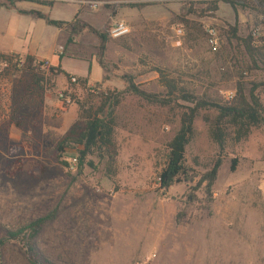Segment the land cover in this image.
Returning <instances> with one entry per match:
<instances>
[{
  "label": "rangeland",
  "instance_id": "obj_1",
  "mask_svg": "<svg viewBox=\"0 0 264 264\" xmlns=\"http://www.w3.org/2000/svg\"><path fill=\"white\" fill-rule=\"evenodd\" d=\"M200 1L0 0V44L8 49L25 44L20 26L26 17L12 7L34 9L63 22L59 36L51 37L53 27L47 28L50 36L40 53L54 59L52 50L60 46L61 66L78 75L59 66L61 72H51L47 60L35 61L32 71L12 63L0 69V239L7 230L42 219L23 238L0 242V264H29L27 243L43 264H264V124L237 143L227 138L220 149L205 120L215 111L200 110L194 119L186 165L200 174L221 159L210 215L188 209L190 219L177 224L179 201L191 184L158 188L178 115L191 106L183 96L231 103L242 87L245 95L253 90L264 106L262 40L260 59L253 62L223 32L236 23L237 35L245 37L264 25L259 0H233L236 12L220 0L214 16L188 14L191 6L198 11L206 6ZM117 20L125 21L130 33L111 39L107 30ZM79 21L105 35L101 55V39L79 29ZM209 26L218 33L215 48L206 41ZM87 64L88 75L81 78ZM158 70L175 86L171 95ZM72 76L78 84L70 82ZM81 79L97 91L87 92ZM129 79L168 102H150L131 92ZM61 92L69 93V105L59 99ZM116 99V171L109 177L99 153L79 165L81 145L64 152L56 145L82 124L85 108L90 105L93 113ZM232 159L237 160L234 170Z\"/></svg>",
  "mask_w": 264,
  "mask_h": 264
},
{
  "label": "trees",
  "instance_id": "obj_2",
  "mask_svg": "<svg viewBox=\"0 0 264 264\" xmlns=\"http://www.w3.org/2000/svg\"><path fill=\"white\" fill-rule=\"evenodd\" d=\"M192 4L196 0H189ZM220 0H203L200 1L206 6L200 11L193 8H189L188 14H194L198 17H203L210 12V16H214V12L217 11L218 2ZM228 3L232 10L236 12V8L233 0H222ZM259 4L262 5V16L264 17V0H259ZM35 17L43 19L46 24L60 27L63 22L47 18L45 15L37 11H30ZM186 23V22H185ZM264 24V20H262ZM79 29L87 28L91 32L97 34L101 39L98 50L101 55L105 48V35L95 31L90 25L85 22L79 21ZM264 28V25H262ZM190 27V26H188ZM227 29H223L228 40L234 39L241 46L245 54L250 58L251 61L255 62L260 59L261 48L264 47V37L261 36L259 39H254L249 33L245 37H239L237 35V25L227 24ZM262 40L263 45L260 47L259 41ZM0 59L6 61L8 64L14 66L21 65L27 70H34L36 67L34 64L37 61L32 56H25L23 60L16 54H2L0 53ZM98 64L102 67L103 63L101 59H97ZM38 64H43L39 60ZM48 70L53 72H61L57 67H48ZM159 71V70H158ZM160 81L168 89V93L171 95L175 90L173 83L167 79L162 71H159ZM83 83H86V79H81ZM128 89L141 96L142 98L150 102H158L160 104H166L167 99H159L156 95L146 93L139 90L132 82L131 79L127 80ZM183 100L190 102L191 106L186 107V110L181 111L179 117V128L168 141L166 162L163 168L158 173V188L160 190H167L175 183L179 181L190 183L188 192L185 193L182 200L179 201V208L175 215V222L177 224H184L189 219L188 209L195 211H204L208 215L211 214V204L214 200L213 196V184L217 177V172L221 166V159L218 157L214 160L212 165L205 170L203 173L197 174L191 168L186 165L185 161V150L191 140L194 128V119L198 116L199 111L203 109L214 110L215 115L213 118L205 117L208 122V131L210 138L222 149L227 138L234 142L247 137L250 130L254 127H258L264 124V106L261 103L259 97L250 90L247 95L243 93L242 87H239L235 96V99L231 103H216L208 101L206 99H197L190 95L183 96ZM118 99L113 101V105L109 107L108 103L104 101L99 106L97 111L90 113L92 107L89 105L85 108L87 116L83 117L81 125H75L68 131L57 143V150L64 152L66 148L75 145H81L82 149L78 151L79 165L84 161L87 155L99 153L100 158L105 161V171L107 176L113 177L115 175V163L117 156V147L113 138L114 133V117L113 108L118 104ZM66 164V163H65ZM237 164L236 159L231 160L230 169L234 170ZM42 219H38L31 223L22 226L16 231L7 230L4 236L0 239V242L23 238L26 231L34 230V227L41 223ZM27 253L29 255V264H43L39 263V254L35 252L34 246L28 245ZM45 261H47L45 259Z\"/></svg>",
  "mask_w": 264,
  "mask_h": 264
},
{
  "label": "crops",
  "instance_id": "obj_3",
  "mask_svg": "<svg viewBox=\"0 0 264 264\" xmlns=\"http://www.w3.org/2000/svg\"><path fill=\"white\" fill-rule=\"evenodd\" d=\"M12 9L18 15L22 17H26L22 19L20 27H21V32H22L21 34H23L27 39L23 46H19L16 48H9V49L7 48V46H5L4 43L2 44L1 42L0 53L16 54L22 58L29 55V56L36 58L37 60H47L50 66L52 67L59 66L61 70H63L64 73L74 74L71 72H66L65 69L61 66V59H62V56H60L61 51L57 50L58 48L59 49L61 48L60 46H58L57 49L53 48L52 50V55L54 59L47 58L46 56L40 53L41 48H44L46 46L49 36H50L49 29L47 28L53 27V32L51 33L52 35L51 37H56V35L59 36L58 34L59 31H57V27L48 25L43 19L35 17L32 13H30V11H34V9H30V8L26 9L24 7H20V8L12 7ZM87 65H88L87 72L85 76H80L81 78L87 77L88 75V70H89L90 65L89 64ZM74 75L78 76L77 74H74Z\"/></svg>",
  "mask_w": 264,
  "mask_h": 264
},
{
  "label": "built area",
  "instance_id": "obj_4",
  "mask_svg": "<svg viewBox=\"0 0 264 264\" xmlns=\"http://www.w3.org/2000/svg\"><path fill=\"white\" fill-rule=\"evenodd\" d=\"M90 4L92 7L97 6L96 2H92ZM205 30H206V34H207V39H206L207 44L212 48L217 47L219 44V37H218V33H217L215 27L209 26ZM107 33H108L109 38L119 39V38H122V37H125L126 35H128L130 33V28L127 25V23H125V21L117 20V21H114L110 25V27L107 30ZM176 33L181 34V29H176ZM251 35L254 39H259L261 36L264 35L263 26L260 25V26L254 27L251 31ZM7 66H8L7 62H5V61L0 62V69L6 68ZM70 82L72 84H78L79 81H78V78L72 76V77H70ZM85 88H86V91L89 93H95L97 91V87L93 84L86 83ZM58 96H59V99L66 105H69L72 102V99H71L69 93L61 92V93H59ZM226 99L227 100L232 99V95L227 94Z\"/></svg>",
  "mask_w": 264,
  "mask_h": 264
},
{
  "label": "bare ground",
  "instance_id": "obj_5",
  "mask_svg": "<svg viewBox=\"0 0 264 264\" xmlns=\"http://www.w3.org/2000/svg\"><path fill=\"white\" fill-rule=\"evenodd\" d=\"M176 241V240H175ZM183 241H184V239H183ZM177 242V241H176ZM186 243V242H185ZM187 246V245H186ZM191 249H193V248H191ZM189 252V251H188ZM190 252H191V250H190ZM187 253V252H186ZM193 253V252H192ZM189 253H187V255H188ZM188 260H190V259H188ZM187 260V261H188ZM193 262V261H192ZM189 263V262H188ZM177 264V263H176Z\"/></svg>",
  "mask_w": 264,
  "mask_h": 264
}]
</instances>
